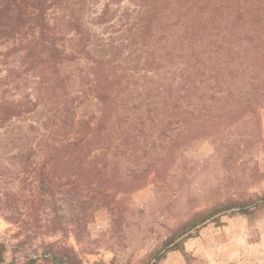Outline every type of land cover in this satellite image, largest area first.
I'll return each instance as SVG.
<instances>
[{"label": "rangeland", "instance_id": "1", "mask_svg": "<svg viewBox=\"0 0 264 264\" xmlns=\"http://www.w3.org/2000/svg\"><path fill=\"white\" fill-rule=\"evenodd\" d=\"M105 1L86 0L78 10V0H64L47 10V18L62 36L58 44L67 54L76 55L59 65L65 86L57 92L74 99L70 129L63 128L61 112L55 114L50 106L47 63L37 53L27 56L26 46L35 29L26 24L7 35L0 27V78L6 77L0 86V103L1 96L10 102L36 101L29 111L0 121L4 264H22L25 258L40 256L42 242L73 248L82 264H151L157 250L165 255L156 264H264V207L250 219L238 207H226L232 200L249 201L264 194V104L256 105L254 113L217 118L223 121L210 128L198 125L208 124L209 113L178 114L174 109L141 113L144 104L135 94L130 104L141 108L127 111L126 124H113L115 115L109 120L105 139L83 160L90 167L88 173L79 169L82 160L77 156L55 150L76 136L80 120L99 115L100 103L88 89L95 64L104 72L116 66L120 78L111 93L119 97L130 87L141 91L142 80L137 77L155 78L154 70L127 68L131 61L127 49L114 59H110V50L99 57L96 38L106 41L113 35L109 23L95 21ZM126 3L123 0L121 5ZM15 10L12 5L11 24L17 20ZM73 19L81 20L80 31ZM163 50L178 52L171 47ZM163 50L156 51L157 58ZM173 60L174 64L159 72L182 66V59L175 56ZM131 76L137 78L136 84ZM138 113L144 125L139 123ZM186 117L192 122L190 128L182 121ZM121 126L127 138L119 135ZM67 130L71 132L65 134ZM89 159L94 162H87ZM256 164L258 179L252 180ZM95 168L101 170L100 177H95ZM218 213L182 238L181 249L167 250L179 236ZM192 220L196 222L190 227ZM172 236L175 239L166 245ZM21 240L24 242L14 250Z\"/></svg>", "mask_w": 264, "mask_h": 264}, {"label": "trees", "instance_id": "2", "mask_svg": "<svg viewBox=\"0 0 264 264\" xmlns=\"http://www.w3.org/2000/svg\"><path fill=\"white\" fill-rule=\"evenodd\" d=\"M63 1L2 0L0 27L2 33L7 35L19 32L26 24L35 29L34 36L26 46L27 56L36 57L34 55L37 53L39 60L47 63L51 84L49 101L53 105L50 106L56 110L55 114L61 112L63 128L70 129L74 122L71 115L74 99L63 97V93L60 95L57 92L65 86L59 65L64 60L75 58L76 55L64 52L61 44H58V40L62 38L59 27L51 24L47 18V10ZM85 1L78 0V10L84 8ZM122 1L106 0L95 16L97 23H109L107 28L113 32L106 41L96 38V45L101 53L99 57H103V53L110 50V59H114L123 49H127L131 59L127 68L134 72L137 69L146 72L154 70L152 73L155 78L145 79L144 74L137 77L142 80L141 91L136 92V89L130 87L128 97L127 94L119 97L111 93L114 82H119L120 78V75L117 76L116 66L112 65L107 72L98 64L92 67L93 77L89 80L88 89L100 103L99 115L93 114L80 120V127L75 129L76 136L62 147L55 148L57 152L69 153L82 160L79 169L85 173H88L90 167L84 166L83 160H86L94 145L105 139L104 130L108 127L109 120L115 115L113 124L128 123L130 116L127 111L140 109L141 103L144 104L141 113L166 109H174L178 114L209 113L212 118L207 119L208 124L204 121L198 125H207L210 128L223 121L217 118L243 111L254 113L256 105L264 104V0H127L124 6L121 5ZM12 5L16 6L17 20L11 24L9 20L12 16L9 13ZM72 22L77 30L81 28L80 19H73ZM222 28L225 30L222 31ZM214 29L217 31L213 32ZM165 47H171L178 52L173 54L168 50L164 51ZM159 49L163 51L157 58L156 51ZM41 52L44 54H40ZM175 56L182 59V66L176 70L159 72L166 65L174 64ZM164 59L170 60L168 63L161 62ZM99 62L108 60L99 59ZM177 77L178 80L175 81ZM5 78H0L1 87ZM137 78L131 76L132 84L137 83ZM83 92L85 95L86 89ZM135 94L141 97L140 104H130L135 100ZM1 98V122L9 117L21 115L36 105V101L28 104L22 101L10 102L3 96ZM56 98L61 100L58 102ZM207 99L211 101L207 102ZM136 115L139 117V123L144 125L143 117L139 113ZM92 121H95L94 124H91ZM182 121L185 128L191 127L192 122L188 117ZM171 123L170 120L166 121L167 125ZM121 128L122 126L119 135L125 134L124 137L127 138L128 134ZM56 132L59 133L60 130ZM69 132L71 131L67 130L65 134ZM87 162L92 163L94 160L89 159ZM257 169L256 164L254 169L252 168L250 179H258ZM100 171L95 168V177H100ZM86 185L90 186L89 181ZM226 207H238V212L250 219L254 212L264 207V194L249 201L232 200ZM202 220L203 218L198 219V222ZM195 222L192 220L188 225L192 227ZM174 239L172 236L165 244ZM23 242L24 240L18 242L13 249H17ZM42 244L41 255L25 258L22 264H37L38 261L82 264L73 248L57 245L55 242ZM181 248L182 241L167 250ZM5 251V244L0 242V264L5 263ZM164 255L165 252L157 250L150 259L153 260L151 264H156Z\"/></svg>", "mask_w": 264, "mask_h": 264}, {"label": "water", "instance_id": "3", "mask_svg": "<svg viewBox=\"0 0 264 264\" xmlns=\"http://www.w3.org/2000/svg\"><path fill=\"white\" fill-rule=\"evenodd\" d=\"M235 209H236V208H233V209H230V210H227V211H232V210H235ZM227 211H226V212H227ZM219 215H220V213L215 214V215H213L212 217H210V218L204 220L202 223L197 224L195 227L191 228L190 230H188L187 232H185L184 234H182L181 236H179L175 241H173L171 244H169V246H173L175 243H177L178 241H180L182 238H184V237L188 236L190 233H192L195 229L201 227V225L206 224V223L209 222L211 219H213V218H215V217H217V216H219Z\"/></svg>", "mask_w": 264, "mask_h": 264}]
</instances>
